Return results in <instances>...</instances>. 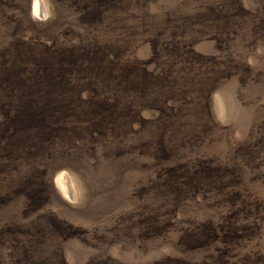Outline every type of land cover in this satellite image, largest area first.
Segmentation results:
<instances>
[{"label":"rangeland","instance_id":"obj_1","mask_svg":"<svg viewBox=\"0 0 264 264\" xmlns=\"http://www.w3.org/2000/svg\"><path fill=\"white\" fill-rule=\"evenodd\" d=\"M39 1L0 0V264H264V0Z\"/></svg>","mask_w":264,"mask_h":264},{"label":"bare ground","instance_id":"obj_2","mask_svg":"<svg viewBox=\"0 0 264 264\" xmlns=\"http://www.w3.org/2000/svg\"><path fill=\"white\" fill-rule=\"evenodd\" d=\"M34 12L36 14H44V10H43V7H42V4L39 0H35V3H34ZM57 183L62 191V193L67 196L69 199H73L74 198V192H73V189H72V186L69 182V179L67 177H64L63 174H60L57 178Z\"/></svg>","mask_w":264,"mask_h":264},{"label":"trees","instance_id":"obj_3","mask_svg":"<svg viewBox=\"0 0 264 264\" xmlns=\"http://www.w3.org/2000/svg\"><path fill=\"white\" fill-rule=\"evenodd\" d=\"M145 72H147L145 69H143Z\"/></svg>","mask_w":264,"mask_h":264}]
</instances>
